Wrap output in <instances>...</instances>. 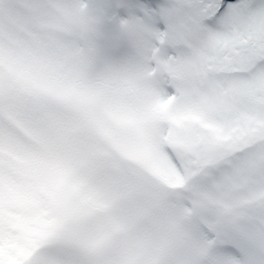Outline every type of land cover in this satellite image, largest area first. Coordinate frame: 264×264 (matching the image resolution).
I'll use <instances>...</instances> for the list:
<instances>
[{
  "label": "rangeland",
  "instance_id": "rangeland-1",
  "mask_svg": "<svg viewBox=\"0 0 264 264\" xmlns=\"http://www.w3.org/2000/svg\"><path fill=\"white\" fill-rule=\"evenodd\" d=\"M68 4L0 0V260L223 264L236 197Z\"/></svg>",
  "mask_w": 264,
  "mask_h": 264
},
{
  "label": "snow or ice",
  "instance_id": "snow-or-ice-1",
  "mask_svg": "<svg viewBox=\"0 0 264 264\" xmlns=\"http://www.w3.org/2000/svg\"><path fill=\"white\" fill-rule=\"evenodd\" d=\"M68 6L98 29L104 54L131 69L157 111L186 125L205 181L236 197L223 264H264V0Z\"/></svg>",
  "mask_w": 264,
  "mask_h": 264
}]
</instances>
